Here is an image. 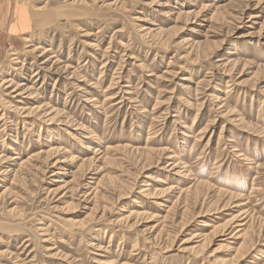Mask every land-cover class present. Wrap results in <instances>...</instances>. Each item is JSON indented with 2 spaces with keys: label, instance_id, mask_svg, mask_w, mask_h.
<instances>
[{
  "label": "rangeland",
  "instance_id": "1",
  "mask_svg": "<svg viewBox=\"0 0 264 264\" xmlns=\"http://www.w3.org/2000/svg\"><path fill=\"white\" fill-rule=\"evenodd\" d=\"M3 80L0 264H264V0H0Z\"/></svg>",
  "mask_w": 264,
  "mask_h": 264
},
{
  "label": "bare ground",
  "instance_id": "2",
  "mask_svg": "<svg viewBox=\"0 0 264 264\" xmlns=\"http://www.w3.org/2000/svg\"><path fill=\"white\" fill-rule=\"evenodd\" d=\"M192 12H194V11H191L190 13H192ZM15 59V58H14ZM11 83V81L10 80H3L2 82H1V84H0V87H5L6 85H12V84H10ZM10 86H7L6 88H10ZM18 90L19 89H16V90H13L12 91V93L13 94H15V93H17L18 92ZM21 94H18V96H20ZM31 114H33V112H31L29 115H27V116H31ZM211 126V129L210 130H208L207 132H212V131H214L213 129H214V124L212 123V125H210ZM206 132V133H207ZM200 134H205V133H200ZM206 136V135H205ZM86 152H88L90 155L93 153V155L94 154H96L95 156H97V152L98 151H95V149H93V148H91V147H87V149L85 150ZM41 153H43V152H41ZM89 154H88V156H89ZM13 160H15V158L13 159ZM92 160H94V161H98V159H97V157H92L91 158V162L93 163V161ZM88 161V159H86L85 161H83V163H84V165L86 164V163H88L87 162ZM90 162V161H89ZM91 165V164H90ZM9 167V166H8ZM175 167V166H174ZM3 169V168H2ZM5 170V169H4ZM142 193H147V195L148 196H150L151 195V193H149V191L148 190H142ZM245 225H239L238 227H244ZM242 232H244L243 230H240V231H237V233H238V235L239 236H242ZM238 238H240V237H238Z\"/></svg>",
  "mask_w": 264,
  "mask_h": 264
},
{
  "label": "crops",
  "instance_id": "3",
  "mask_svg": "<svg viewBox=\"0 0 264 264\" xmlns=\"http://www.w3.org/2000/svg\"><path fill=\"white\" fill-rule=\"evenodd\" d=\"M15 30H17V28H16ZM10 32H11V33L13 32L12 27L9 28V30H8V34H9Z\"/></svg>",
  "mask_w": 264,
  "mask_h": 264
}]
</instances>
